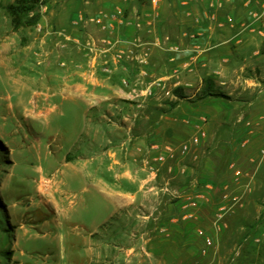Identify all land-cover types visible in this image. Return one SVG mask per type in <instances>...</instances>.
<instances>
[{
	"label": "rangeland",
	"instance_id": "obj_1",
	"mask_svg": "<svg viewBox=\"0 0 264 264\" xmlns=\"http://www.w3.org/2000/svg\"><path fill=\"white\" fill-rule=\"evenodd\" d=\"M13 1L0 0V264H264V136L242 152L264 119L227 117L244 110L242 84L261 72L229 61L221 76L203 57L213 34H232L219 46L233 50L252 27L251 46L264 52L262 0H42L37 22L17 29L5 9ZM100 12L106 29L78 20ZM189 74L198 83L182 85ZM165 145L175 156L141 181L138 155L144 164ZM100 150L122 162L125 214L95 235L92 259L84 224L99 206L96 179L73 165ZM236 169L249 176L232 179ZM196 178L216 194L184 207ZM42 179L50 189L40 191Z\"/></svg>",
	"mask_w": 264,
	"mask_h": 264
},
{
	"label": "crops",
	"instance_id": "obj_2",
	"mask_svg": "<svg viewBox=\"0 0 264 264\" xmlns=\"http://www.w3.org/2000/svg\"><path fill=\"white\" fill-rule=\"evenodd\" d=\"M94 0H88L87 2ZM114 0H102V5H106L111 3ZM258 26V25H257ZM256 27V26H255ZM255 29L252 27L250 30H246L241 37L238 38L237 41L245 39L243 41L244 44L237 45L233 50L229 47L219 46L220 42H226L227 40L233 37L232 34L228 33H221L223 34L220 37V32L215 33L211 36L214 40H217L216 45L209 46V50L204 53L206 62L208 65L219 67L218 69H212L211 72L220 73L221 76L224 75L223 69L226 68L225 66L228 65L229 61L240 65L241 67H248L252 70H259L261 72L259 78H250L245 81L247 84H242L243 89L246 91V94L249 96L246 100L240 102L239 105L244 106V110H234L227 115L230 118H237V119H264V52L258 48H254L251 45L257 44L258 34ZM228 34V35H227ZM223 39V40H222ZM237 39V38H236ZM259 39V38H258ZM221 40V41H220ZM225 40V41H224ZM256 40V42L254 41ZM220 41V42H219ZM218 45V46H217ZM226 53H223L225 52ZM176 57L174 61L168 62V66L172 67L174 64L180 63L182 60L186 58L188 55L187 52L176 53ZM204 59V58H203ZM198 65V64H197ZM200 65L197 66L199 68ZM223 68V69H221ZM198 73V71H197ZM196 73V75H197ZM223 74V75H222ZM232 78V75L229 76ZM199 80V79H198ZM195 82L198 83L197 80L193 79V77L189 75L183 76L181 79V84L185 85L188 82ZM200 81V80H199ZM241 83V82H240ZM198 85V84H197ZM238 84L234 85L236 87ZM82 84L80 82H74L73 84V92L74 93H81L85 94L84 91L81 90ZM247 89V90H246ZM242 103V104H241ZM235 105V104H234ZM236 107V106H235ZM252 136V140L248 143L247 146L242 150L244 154H249L253 148L256 146V142L260 140L264 136V120L259 122L255 128L250 129L248 132ZM244 146V144H243ZM94 147L87 146L85 148L86 151H92ZM235 152L239 153V149L235 148ZM149 151V150H147ZM134 153V152H132ZM83 159L81 155L74 156L76 158ZM138 170L142 171L146 170L147 175L141 179V181L148 182L152 181L155 177L156 173L150 172L146 165L142 164V156L138 155ZM85 164H80L75 162L73 165V172L75 175L82 174L85 178H92L96 179L97 190L94 191V197L98 200L99 199V206L94 205L89 208V215H91V219L87 224H84L87 236L85 239L87 245L89 246V252L91 254L94 252L95 247L99 246V239H94L95 235H102L101 238H105L108 235V230L113 227H117L123 221V215L125 214L124 209V188H123V179H124V172L122 170V162L118 159L116 152H112L111 150H100V153L95 154L94 157L83 159ZM170 163V162H169ZM88 164V165H87ZM235 163L230 164L228 167L231 169ZM91 167L93 170L91 171ZM173 169L172 165L167 166L165 170H163V174H165V179L169 178L171 171ZM192 170V168L190 169ZM234 175L232 179H240V175L243 176L248 175V172L243 173L241 170L236 169L234 171ZM138 173V172H137ZM240 174V175H239ZM159 176L163 177V175ZM249 176V175H248ZM168 183H171L169 179H167ZM185 182V180H184ZM188 186H190L188 184ZM191 186L193 188L196 187L198 193L202 195V197L207 198L208 196H213L216 194L214 190V185L205 182L200 184L197 178L191 182ZM208 186V188L206 187ZM225 188H228V185H225ZM224 190L221 189L223 196H231L233 191L225 193ZM98 206V207H97ZM58 207V205H57ZM58 208H56L57 210ZM129 213V210H127ZM77 235V234H76ZM75 239H79L78 235L75 236ZM96 254H92V259L98 257V252ZM95 256V257H94ZM117 258V256H116ZM97 259V258H96Z\"/></svg>",
	"mask_w": 264,
	"mask_h": 264
},
{
	"label": "built area",
	"instance_id": "obj_3",
	"mask_svg": "<svg viewBox=\"0 0 264 264\" xmlns=\"http://www.w3.org/2000/svg\"><path fill=\"white\" fill-rule=\"evenodd\" d=\"M150 2L153 5V7H155L156 5H158L160 0H150ZM211 2L214 3V0H211ZM261 2H262V13L264 14V0H262ZM121 13H122V10L120 8H116L114 15H116L117 17H120ZM106 18H109L108 14L105 12H100L99 15H97V16H90V17H86V18H83L80 16L78 20L84 21V23L98 24L100 29H106L107 28V24H105ZM110 25H111V23H110ZM219 25L224 26V22H220ZM136 26L139 27L140 23H136ZM92 44H93V42H92ZM87 45H89V43ZM89 49H91V46L89 47ZM108 70L110 71V69H108ZM203 135H204V131L203 130L199 131V136H203ZM198 140H199L198 137L193 138V142H195V143H197ZM153 148H156V146H153ZM188 148H189L188 143L184 142L181 144L179 152L182 155H184L187 153ZM260 153H261L262 158H264V148L261 149ZM174 156H175V148L172 145H165L161 151L155 152L154 155L150 159L145 160L144 165H146L149 168L150 172L156 173V169L154 167V164H162L167 159H172ZM181 172H184L183 167L181 169ZM199 198H202V195L197 192L196 187L195 188L192 187L191 193L186 194V196H185L186 204L183 206L195 208L198 205V199ZM188 216H191V214H188ZM208 242H209V240H208Z\"/></svg>",
	"mask_w": 264,
	"mask_h": 264
},
{
	"label": "trees",
	"instance_id": "obj_4",
	"mask_svg": "<svg viewBox=\"0 0 264 264\" xmlns=\"http://www.w3.org/2000/svg\"><path fill=\"white\" fill-rule=\"evenodd\" d=\"M41 3L42 0H14L7 4L5 9L11 18L13 28L34 25L39 18L36 10Z\"/></svg>",
	"mask_w": 264,
	"mask_h": 264
},
{
	"label": "bare ground",
	"instance_id": "obj_5",
	"mask_svg": "<svg viewBox=\"0 0 264 264\" xmlns=\"http://www.w3.org/2000/svg\"><path fill=\"white\" fill-rule=\"evenodd\" d=\"M51 187V184H50V181H45L44 179H42L41 181V185H40V191H44L45 189L48 190L50 189Z\"/></svg>",
	"mask_w": 264,
	"mask_h": 264
}]
</instances>
